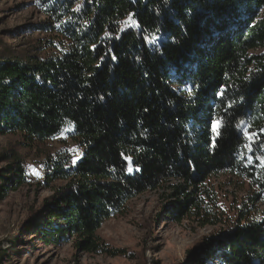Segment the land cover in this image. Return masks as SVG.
Masks as SVG:
<instances>
[{
	"label": "trees",
	"instance_id": "obj_1",
	"mask_svg": "<svg viewBox=\"0 0 264 264\" xmlns=\"http://www.w3.org/2000/svg\"><path fill=\"white\" fill-rule=\"evenodd\" d=\"M30 3L43 16L33 28L52 40L0 51V135L29 147L70 127L76 145L47 154L49 194L32 231L49 245L72 239L81 252L133 257L97 230L129 199L162 188L167 218L219 225L179 264H264V211L253 216L264 200V0ZM245 129L259 137L251 151ZM2 157L0 199L27 178L21 156ZM226 183L247 194L228 210Z\"/></svg>",
	"mask_w": 264,
	"mask_h": 264
},
{
	"label": "rangeland",
	"instance_id": "obj_2",
	"mask_svg": "<svg viewBox=\"0 0 264 264\" xmlns=\"http://www.w3.org/2000/svg\"><path fill=\"white\" fill-rule=\"evenodd\" d=\"M42 19L30 0H0V51L8 54L12 50H27L52 40L50 34L33 28ZM51 53L50 47L40 52ZM69 131L71 128L67 127L59 136L29 147L20 134L0 135V170L9 161L3 154L19 155L25 161L27 175L24 185L0 199V250L7 254L2 261L0 258V264H179L185 247H192L202 236L219 228L190 220L176 223L167 218L161 213L164 191L159 188L129 199L122 213L106 219L97 230L108 247L124 248L133 257L81 252L72 239L52 245L44 243L31 229V224L37 222L32 213L49 194L44 186L43 163L47 154L55 156L60 150H76ZM33 169L40 175H35ZM226 181L223 175L215 178V183ZM222 185L220 194L227 198L221 199L226 210L229 202L236 206L237 200L247 195L227 183ZM263 211L261 200L256 203L253 216L260 218Z\"/></svg>",
	"mask_w": 264,
	"mask_h": 264
},
{
	"label": "snow or ice",
	"instance_id": "obj_3",
	"mask_svg": "<svg viewBox=\"0 0 264 264\" xmlns=\"http://www.w3.org/2000/svg\"><path fill=\"white\" fill-rule=\"evenodd\" d=\"M37 3H39V0H37ZM129 21H130L131 24H135L136 23V21L134 19H132V14H129ZM105 34L107 35L108 33H105ZM113 59H115V57H113ZM221 95H222V93H221ZM220 127H221V121L220 120H213L212 121V131L216 135H220L221 134L220 133ZM260 132L264 133V129H260ZM243 136L247 139V141H249L248 143H246L244 145V147L251 151L252 147H253V143L255 142V140H258L259 137L257 136L256 133L249 134L247 129L244 130ZM261 148H264V144L261 145ZM71 151H75V149H71ZM125 159L130 161L129 157H125ZM251 159H252V157H249V162H251ZM257 159L260 160L261 166L264 167V156H259V157H257ZM73 163H75V160H73ZM128 171L129 172L132 171L131 164H129ZM33 173L35 175H37V176L40 175V173L36 169H33Z\"/></svg>",
	"mask_w": 264,
	"mask_h": 264
}]
</instances>
